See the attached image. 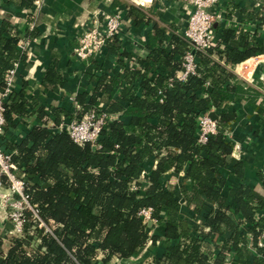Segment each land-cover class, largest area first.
Here are the masks:
<instances>
[{"label": "trees", "instance_id": "1", "mask_svg": "<svg viewBox=\"0 0 264 264\" xmlns=\"http://www.w3.org/2000/svg\"><path fill=\"white\" fill-rule=\"evenodd\" d=\"M33 1L21 3L29 7ZM128 13L137 22L145 18L135 6ZM243 13L246 20L253 18L251 13ZM258 20L264 24L263 17ZM13 27L9 20L0 19V91L14 62L26 59L17 47L19 32ZM212 28L219 40L208 48L206 55H200L199 75L189 76L186 82H174L171 88L166 85V76H174L180 69L179 63L173 61L174 54L182 55L188 46L181 37L173 35L170 51L153 47L149 58L141 61L144 73L129 71L123 78L101 74L88 103L86 93L76 97L80 117L90 108H98V91L112 95L114 86L126 80L121 99L111 102L105 111L121 112L128 119L107 123L98 140L100 149L89 143L78 145L65 132L40 126L24 127L22 138L16 143L7 134L4 149L16 150L12 159L29 179H36L37 184L52 181L45 189L33 185L32 202L38 205L43 222L54 226L52 234L44 228H32L34 223L27 213L23 238L14 237L6 251L0 242V264H108L113 257L124 260L136 256L147 243L154 245L161 237L172 244L164 255L154 258L153 264H210L201 247L208 243L212 233L228 234L212 264H223L228 253L232 258L230 264H264V246L257 244L264 229V196L243 188L235 196L234 211L244 219L235 222L226 214V198L221 194L223 180L215 177L218 168L230 160L232 143L223 132L234 115L222 112L217 118L219 131L209 136L205 144L199 145L196 135L197 118L216 110L231 95L253 103L258 94L233 82L231 68L264 53V45L249 42L243 29L237 33L234 28L218 24ZM165 33V28L155 24L151 44L155 40L161 43ZM112 44L115 43L108 45ZM221 45L224 48L218 51ZM214 50L221 63L212 58ZM166 67L170 68L168 73ZM149 71L156 72L153 79L148 78ZM207 79L211 80L209 87H205ZM44 83L62 84V79L49 69ZM136 83L142 87L141 96L133 92ZM159 90L163 93L158 94ZM61 111L51 109L55 125L60 122ZM27 112L24 92H11L5 103L11 133L16 127L13 117ZM39 113H43L42 108ZM162 148L166 155L159 159L155 169L146 173L149 162L158 155L153 152L160 153ZM167 167H173L176 173L184 169L186 178L193 182L190 190L185 187L181 193L192 213L203 218L208 232L201 229L194 234L189 222L183 219L180 203L162 183ZM132 181L138 186L136 190L130 189ZM144 181L148 183L145 188ZM206 201L216 205L214 210ZM147 207L156 220L154 234H149L150 227L139 215ZM248 236L257 251L250 263L246 259ZM99 254L101 258L97 259Z\"/></svg>", "mask_w": 264, "mask_h": 264}, {"label": "crops", "instance_id": "2", "mask_svg": "<svg viewBox=\"0 0 264 264\" xmlns=\"http://www.w3.org/2000/svg\"><path fill=\"white\" fill-rule=\"evenodd\" d=\"M21 1L0 0V19L9 20L13 28L18 30L19 36L31 39L23 52L26 59L19 63L13 83L12 92H24L28 108L24 116L13 117L16 120L14 128L16 132L15 130L14 133L9 132L8 136L14 140L22 138L24 127L29 129L33 126L46 128L56 126L52 108L63 110L59 112L60 120L62 117L69 119L78 116L81 109L76 110V106L79 105L76 97L86 93L85 103H88L101 74L123 78L129 71L144 68L141 61L149 58L153 47L170 51L173 35L178 34L181 21L188 17L193 9L190 6L186 7L185 0H34L29 7L23 6ZM223 2L225 3L221 5L223 20L215 21L213 25L218 24L235 30L243 29L247 32L249 42L258 41L264 45V24L258 20L260 17L264 18V0ZM131 6L144 13L145 18L142 21L137 22L135 17L129 15L128 10ZM243 10L251 13L253 18L246 20ZM116 11L120 12L122 23L115 44L108 45L100 53L92 54L85 59L78 58L74 49L79 46L83 26H88L95 16L100 18L101 14ZM155 24L165 28L166 33L161 43L155 40L153 45L150 39ZM214 40L217 44L219 38L216 34ZM180 57L181 54H174L173 61L179 63ZM49 69L59 74L62 84L44 83ZM165 69L168 73L170 68ZM231 72L235 76L233 82L243 88L250 87L258 94L252 104L241 97L231 95L229 100L219 105L216 110L212 109L217 118L222 112L234 115L228 122L227 129L231 133L230 138L241 144V150L236 153L231 151L230 160L225 166L219 167L215 174L217 179L223 180L221 194L226 198L228 207L226 214L235 222H239L244 218L241 213L234 211L235 196L245 187L264 196V53H258L236 64L231 68ZM123 86H126L125 79L121 84L114 86L112 95L98 91L96 96L98 104H103L106 108L111 102L119 101ZM133 92L138 96L143 94L139 83L135 84ZM40 108L43 111L41 114ZM111 115L112 120L128 119L122 117L121 112ZM19 124L21 128H18ZM160 151L153 152L159 157L156 156L149 162V170H145L146 173L155 169L159 159L166 155L164 148ZM141 179L144 180L143 177ZM162 179L165 188L173 191L180 203L181 215L189 222L194 234H198L201 229L208 232L209 228L203 227V218L192 213V208L187 207L181 193L182 188L190 190L193 186V182L186 178L185 170L176 173L173 167H167ZM147 186L148 183L144 181L143 188ZM206 204L212 210L216 206L211 201H206ZM148 227L150 234L157 231L156 223L149 224ZM10 229L9 221L0 216V242L4 251L11 244V237L8 235ZM226 237L228 234L212 233L207 239L208 243L202 245L201 251L208 255L210 264L213 263ZM171 244L161 237L154 245L147 243L136 256L121 259V263L153 264L154 258L164 255ZM246 248L248 250L246 259L250 263L257 252L250 236L247 237ZM230 255V253L226 255L223 264H230L232 259ZM100 258L99 254L97 259Z\"/></svg>", "mask_w": 264, "mask_h": 264}, {"label": "built area", "instance_id": "3", "mask_svg": "<svg viewBox=\"0 0 264 264\" xmlns=\"http://www.w3.org/2000/svg\"><path fill=\"white\" fill-rule=\"evenodd\" d=\"M186 7H192L188 17L181 21V27L177 31L185 42L188 43L185 51L180 57V69L174 76H166V85L171 88L174 82L184 83L191 75H199L198 64L200 55H206L207 50L211 46H215V34L213 31V23L222 21L221 5L225 4L223 0H185ZM220 8L219 10H217ZM122 16L119 11L114 13L101 14L100 18L95 16L88 26H83L81 36L79 38V46L74 49L75 55L80 59L100 53L109 43H114L121 31ZM240 28H237L238 33ZM30 38L19 36L17 42L19 49L24 52L28 47ZM221 45L217 50H223ZM217 50L213 51L212 58L221 63L217 54ZM139 67V64H136ZM19 62H14L13 67L8 70L4 79V88L0 91V216L6 218L11 224V229L8 233L10 240L14 237L23 238L24 226L27 222V213H30L33 221L32 228H44L45 232L52 234L54 225H47L40 218L38 205L32 202L33 185H36V179H29L23 169L13 161L12 156L17 154L16 150L7 152L4 149V144L7 141L6 136L10 131L7 128L5 118V103L8 100L9 94L13 91V83L17 74ZM156 69V68H155ZM141 73H144V68L139 67ZM158 70V69H157ZM156 71V70H154ZM154 71H149L148 78H154ZM211 85V80L205 81V87ZM163 90H159L158 94H162ZM159 101H162L160 98ZM80 105L76 106V110H80ZM212 111V110H211ZM207 111L202 113L197 118V143L203 145L207 142L209 136L217 134L219 126L217 119L213 120ZM112 115L105 111L103 104H99L98 108H90L80 117L64 118L62 117L59 124L51 127L57 132H65L71 140L78 144L84 145L89 143L93 148L100 149L98 143L102 129L108 122L112 121ZM18 128H21L20 124ZM16 131V129H15ZM224 136L232 143V153L241 150V144L233 141L229 129L223 132ZM17 140H15V143ZM118 145L115 146L117 148ZM143 175H141L142 177ZM40 186H39V185ZM37 186L46 188V184H52V181L45 183L38 182ZM138 186L134 181L130 183V189L136 190ZM144 222L153 224L156 220L152 217V209L150 207L142 208L139 211ZM150 234V232H149ZM258 246H264V229L258 238ZM108 264H122L121 259L113 257Z\"/></svg>", "mask_w": 264, "mask_h": 264}, {"label": "water", "instance_id": "4", "mask_svg": "<svg viewBox=\"0 0 264 264\" xmlns=\"http://www.w3.org/2000/svg\"><path fill=\"white\" fill-rule=\"evenodd\" d=\"M209 116H210L213 120H216V119H217V116L215 115V113H214L213 111H211V112L209 113ZM148 225H149V223H148Z\"/></svg>", "mask_w": 264, "mask_h": 264}]
</instances>
